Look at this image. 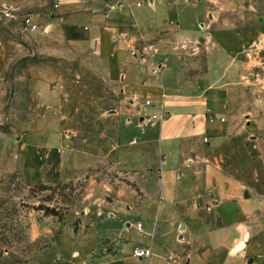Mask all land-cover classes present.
<instances>
[{"label":"crops","instance_id":"crops-1","mask_svg":"<svg viewBox=\"0 0 264 264\" xmlns=\"http://www.w3.org/2000/svg\"><path fill=\"white\" fill-rule=\"evenodd\" d=\"M59 1L0 5L37 16L44 55L120 84L108 154L120 180L103 189L113 193L96 229L106 257L91 264H264V128L249 78L264 68V0ZM46 96L52 122L56 93ZM246 151L249 161L235 158ZM51 154L53 171L64 153ZM136 248L153 255L138 260Z\"/></svg>","mask_w":264,"mask_h":264},{"label":"rangeland","instance_id":"rangeland-1","mask_svg":"<svg viewBox=\"0 0 264 264\" xmlns=\"http://www.w3.org/2000/svg\"><path fill=\"white\" fill-rule=\"evenodd\" d=\"M249 5L243 9L246 15L251 14ZM225 14L234 16V11ZM0 37V264L103 260L106 250L97 247L96 229L113 198L103 189L120 178L108 158L120 84L97 76L86 64L44 55V46L33 35L0 30ZM251 74L258 113L254 119L264 128V68ZM50 90L56 93L59 117L52 122L46 96ZM51 124L60 125L58 135L46 134ZM241 140L250 147L249 133ZM247 151L235 158L249 161ZM62 152L64 160L50 161L55 165L50 171L47 155ZM65 157L69 167L59 168ZM82 157L92 166L84 171L71 166Z\"/></svg>","mask_w":264,"mask_h":264},{"label":"built area","instance_id":"built-area-1","mask_svg":"<svg viewBox=\"0 0 264 264\" xmlns=\"http://www.w3.org/2000/svg\"><path fill=\"white\" fill-rule=\"evenodd\" d=\"M61 0L55 5V9H59ZM0 30L13 35H34L38 32H44L46 28L38 21L37 16L31 14H23L20 8L10 5H0ZM0 40L2 38L0 37ZM151 101H146V106L151 107ZM154 121L160 119L158 116H152ZM213 122V120H212ZM141 224L138 229H141ZM153 255L151 249L136 248L133 257L138 260L149 259Z\"/></svg>","mask_w":264,"mask_h":264},{"label":"bare ground","instance_id":"bare-ground-1","mask_svg":"<svg viewBox=\"0 0 264 264\" xmlns=\"http://www.w3.org/2000/svg\"><path fill=\"white\" fill-rule=\"evenodd\" d=\"M242 248H243V245H242ZM241 250V249H240Z\"/></svg>","mask_w":264,"mask_h":264}]
</instances>
